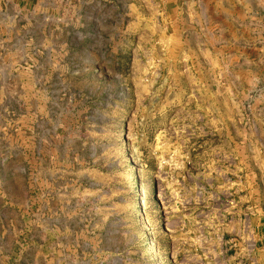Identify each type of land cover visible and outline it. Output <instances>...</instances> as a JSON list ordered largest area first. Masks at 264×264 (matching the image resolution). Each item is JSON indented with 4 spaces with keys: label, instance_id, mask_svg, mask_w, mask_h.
<instances>
[{
    "label": "rangeland",
    "instance_id": "rangeland-1",
    "mask_svg": "<svg viewBox=\"0 0 264 264\" xmlns=\"http://www.w3.org/2000/svg\"><path fill=\"white\" fill-rule=\"evenodd\" d=\"M229 12L194 61L140 28L156 16L85 15L52 56L35 32L0 110L14 264H264L243 169L264 152V0Z\"/></svg>",
    "mask_w": 264,
    "mask_h": 264
},
{
    "label": "crops",
    "instance_id": "crops-1",
    "mask_svg": "<svg viewBox=\"0 0 264 264\" xmlns=\"http://www.w3.org/2000/svg\"><path fill=\"white\" fill-rule=\"evenodd\" d=\"M148 1L152 5L151 8ZM237 1L250 2V0H0V110L3 109V95L9 93L11 80L21 77L20 64L29 55L28 49L34 42L35 32L43 33L44 48L52 56L53 50L67 45L66 37L69 30H74L78 36V32L83 29L85 15L95 16L99 22L107 13L109 16L132 14L156 16L155 24L139 19L140 28L153 30L156 33L155 43L170 47L172 55L179 57V61L180 59L194 61L191 57L207 52L204 48L211 45L210 39L221 31L220 23L227 21L229 11H234ZM220 16H224V19L221 20ZM213 32L215 35H212ZM172 60L175 61L174 58ZM245 156L243 153L242 158L245 159ZM252 161L243 162V169L250 172L246 174L249 191L244 200L249 202V207L254 210L252 224L256 246L264 263V180H262L264 152L254 154ZM19 207L17 200L0 199V264H14L11 258L17 260L12 254L15 248L13 238H17L18 235L16 213ZM6 209L10 214L5 213Z\"/></svg>",
    "mask_w": 264,
    "mask_h": 264
},
{
    "label": "trees",
    "instance_id": "trees-1",
    "mask_svg": "<svg viewBox=\"0 0 264 264\" xmlns=\"http://www.w3.org/2000/svg\"><path fill=\"white\" fill-rule=\"evenodd\" d=\"M135 182H136V183H139V182H140V178H139L138 175L135 177Z\"/></svg>",
    "mask_w": 264,
    "mask_h": 264
}]
</instances>
